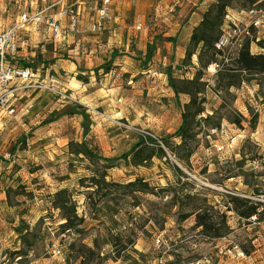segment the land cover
<instances>
[{"label": "rangeland", "instance_id": "rangeland-1", "mask_svg": "<svg viewBox=\"0 0 264 264\" xmlns=\"http://www.w3.org/2000/svg\"><path fill=\"white\" fill-rule=\"evenodd\" d=\"M112 1L115 23L91 33L96 0L88 1L80 34H71L65 48L50 42L43 27H29L35 80L14 85L13 115L0 110V264H264V215L244 219L234 211L240 198L248 207L262 204L264 214V102L255 81L220 88L218 66L211 65L202 79L205 113L190 118L193 139L186 147L175 155L165 148L168 159L154 157L138 167L128 163L131 157L123 159L140 138L150 136L164 147L161 140L181 127L190 97L178 100L167 73L170 68L186 89L182 80L194 78L198 56L187 64L177 65L175 56L159 61L177 42L182 45L184 34L174 38L181 24L214 0ZM259 3L229 11L221 39L228 57L236 58L247 40L253 54H264V0ZM48 6L43 0H0V34L23 12ZM150 48L153 57L146 61ZM252 113L258 114L254 129L246 121L242 127L232 123L250 120ZM84 141L95 155L115 162L80 153ZM168 144L176 148L181 140ZM137 180L150 192L139 191L140 184L126 187ZM61 189L69 190L76 207L72 230L61 228L65 220L53 204ZM200 208L223 237L197 226ZM21 219L32 231L27 242L15 231ZM83 248L91 251L81 257Z\"/></svg>", "mask_w": 264, "mask_h": 264}, {"label": "trees", "instance_id": "trees-1", "mask_svg": "<svg viewBox=\"0 0 264 264\" xmlns=\"http://www.w3.org/2000/svg\"><path fill=\"white\" fill-rule=\"evenodd\" d=\"M261 0H214L212 4L209 5L207 10L202 15L200 23L193 29L192 35L189 41V48L186 51V57L184 59V64L191 62L194 55L198 56L199 67H197V72L192 80H182L186 89L182 90L179 88L178 81L174 78L171 69H168V82L170 87L174 90L176 97L179 100L181 94L188 95L190 97V102L185 106V111L183 114V123L181 127L172 135L166 139H162L161 142L164 147L161 146L158 140L153 139L150 136L140 138L139 142L132 150V152L123 156V159L128 161L131 157V161L128 162L136 167L142 166L145 162H150L154 157L159 159H168V154L165 150L167 148L172 155L176 154L177 148L183 149L186 147L188 140L193 139L190 135V118H197L205 113L204 104L206 103L205 92L206 83L202 82L204 72L211 66L217 65L218 70L216 76L218 78V87H223L227 89H232L236 87L238 83H251L256 82V86L259 88L257 99L264 102V54H253L251 50V42L249 40L245 41L241 45V49L238 52L236 58L228 57L222 46V36L223 28L225 24L226 17L229 11L232 10H249L256 8L260 5ZM146 61H151L153 57V51L148 50ZM220 59L221 62H220ZM228 61V62H227ZM219 89V88H218ZM71 114H74L73 112ZM83 117L84 130L87 132V127L89 123V116L84 113ZM212 116H208L204 121H210ZM242 121H246L250 128L254 129L258 123V114H251V119L247 120L243 117L240 119L233 120V124L238 127H242ZM45 123H50L45 122ZM215 129L220 128V124H217ZM171 139H180L181 144L177 145L176 148H170L169 141ZM24 141V140H23ZM83 155L87 157H92L100 161L105 162H115L114 159H107L102 156H97L91 150L90 146L84 141L82 142ZM191 151V150H190ZM193 152L191 151L190 154ZM175 170L179 173L180 169L175 167ZM95 185H99V180H93ZM141 185L142 193H149L150 188L147 183H143L141 180L128 184L126 187L128 189L136 188ZM97 191H95L96 193ZM8 202L11 199V191L6 192ZM234 211L244 219H250L252 217H261L264 215L259 211L262 204L252 205L248 207L250 203L248 200H241L240 198H235ZM53 204L57 210L61 212L62 218L65 223L61 226L64 230H72L73 221L77 219V211L74 206L72 197L69 195L68 189H61L55 194ZM197 226L203 228V232L208 234L210 237L221 238L223 234L218 231L215 227V223L212 218H208L209 215L206 210L200 208L196 213ZM83 222V220H81ZM15 231L20 235L24 242H27L32 231L30 226L23 220H20V224L15 228ZM78 251L80 256L87 250L86 248L80 249ZM17 254H22L23 250L16 252Z\"/></svg>", "mask_w": 264, "mask_h": 264}, {"label": "built area", "instance_id": "built-area-1", "mask_svg": "<svg viewBox=\"0 0 264 264\" xmlns=\"http://www.w3.org/2000/svg\"><path fill=\"white\" fill-rule=\"evenodd\" d=\"M88 1L91 0H43L48 7L36 13L23 12L13 28L0 34V110L7 109L9 114L13 115L15 111L11 100L18 93L14 85L22 81L33 83L35 80L36 53L28 54L27 51L29 41L26 37L30 39V36H33L28 32L29 27H43L48 30L50 42L63 48L69 45L71 34H80L82 10ZM58 8V16L48 14L50 10ZM94 11L90 25L91 33H101L115 23L112 0H96ZM142 29V25L136 26V30Z\"/></svg>", "mask_w": 264, "mask_h": 264}, {"label": "crops", "instance_id": "crops-1", "mask_svg": "<svg viewBox=\"0 0 264 264\" xmlns=\"http://www.w3.org/2000/svg\"><path fill=\"white\" fill-rule=\"evenodd\" d=\"M206 1H208V0H206ZM206 1H205V3H206ZM213 1V0H212ZM207 9H205V10H201V11H199L198 12V14L196 15V18L194 19V20H191L189 23H186V24H181L182 25V27L181 28H179L178 30H177V32L175 33V35H174V38H176L177 37V34L179 33V36H178V40H179V38H180V36L182 35V34H184V40L183 39H181V41H182V45L180 44V43H178L177 42V44L176 45H174V47H172V50H174V52L171 54V55H167L166 53H163V57H162V59H160V61H159V64H162V62L164 61V62H167V57L168 56H175V62H176V64L177 65H179V63H182L183 62V60L185 59V57H186V51H187V49H186V47H187V44L189 43V41H190V37H191V35H192V31H193V29L200 23V21H201V19H202V15L204 14V12L206 11ZM192 21H193V23H192ZM143 26V25H142ZM180 31H182V32H180ZM181 34V35H180ZM183 41L185 42V44L183 45ZM168 45V44H167ZM67 46V45H66ZM66 46H64L63 48H65ZM59 49H61V48H59ZM167 49L170 51V47L169 46H167ZM142 52V51H141ZM159 56H162V54H161V52H160V55ZM123 58H128L127 56H124ZM35 64H36V62H37V59H35ZM62 62H67V61H62ZM56 63H58V62H56ZM59 64V63H58ZM171 64V63H170ZM72 65H74V64H72ZM50 66H51V64H50ZM75 66V65H74ZM41 67H42V65H41ZM40 68V67H39Z\"/></svg>", "mask_w": 264, "mask_h": 264}, {"label": "bare ground", "instance_id": "bare-ground-1", "mask_svg": "<svg viewBox=\"0 0 264 264\" xmlns=\"http://www.w3.org/2000/svg\"><path fill=\"white\" fill-rule=\"evenodd\" d=\"M20 87H22V86H20Z\"/></svg>", "mask_w": 264, "mask_h": 264}]
</instances>
